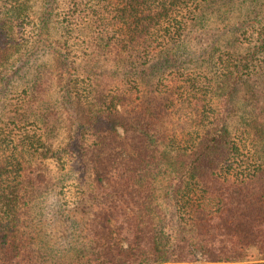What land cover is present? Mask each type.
Wrapping results in <instances>:
<instances>
[{"label":"trees","instance_id":"16d2710c","mask_svg":"<svg viewBox=\"0 0 264 264\" xmlns=\"http://www.w3.org/2000/svg\"><path fill=\"white\" fill-rule=\"evenodd\" d=\"M58 1L0 0V264H264V0H71L92 34L74 74ZM214 3L244 12L196 54ZM39 47L61 74H17Z\"/></svg>","mask_w":264,"mask_h":264},{"label":"rangeland","instance_id":"374dc122","mask_svg":"<svg viewBox=\"0 0 264 264\" xmlns=\"http://www.w3.org/2000/svg\"><path fill=\"white\" fill-rule=\"evenodd\" d=\"M41 0H33L32 7L30 9L31 13H36L39 10ZM59 10L57 13L53 16V19L51 21V29L54 33V36L52 38H56L57 46H59L60 38L63 39L65 37V52H70V58H68L70 62V67L72 68V72L74 74V69H77L82 66L83 61L85 58L89 56L90 50H89V44L92 40V34L89 33L88 30H86L85 26L78 24V21H76L75 15H72L69 12V6L71 3V0H59ZM221 3H214L212 4V9L215 12V15H213L212 18L208 20L207 27L205 30H207L204 33V30L196 31L201 32L200 39L198 37L194 40H190V44H192L195 53L198 54L202 50H210V48L213 46V40L214 38H221L220 45L222 46L224 43L223 41L227 39L230 35V25H237L238 21L241 18V13L244 12V7L241 5H238L237 8L233 11L234 14L228 17L225 21L216 20V14H218V11L220 9ZM79 15V14H77ZM66 22H71L70 26L72 27H66L64 24ZM82 22V21H81ZM224 23L229 24L228 27L224 30ZM60 37V38H59ZM51 38V39H52ZM56 45H54V48ZM105 58V57H104ZM108 58L110 61L113 60L114 54L111 52L108 54ZM85 61V60H84ZM54 57L51 55L49 49L47 47H39L36 49L33 56H30L29 58L25 59L20 64V69L17 72V74H25V78H30L32 74H39L41 70L43 69L44 73L49 74H61L60 72L56 71L55 65H54ZM112 64H109L108 67H111ZM66 67V65H65ZM203 69H210L212 74L217 75L219 73L218 68L212 69V66H203ZM189 72H193L192 69L186 70L184 73L185 76H193L194 74H187ZM65 74H68L66 72ZM72 74V73H71ZM210 74V75H212ZM183 76V75H182ZM16 81H13L14 90H11L13 93H15V97H17L16 92L20 90L16 86ZM50 88L48 90H45L42 92L41 97L43 101V110H46L48 114V120L46 125V134L48 141L50 143L57 144L59 142L66 141V126L67 121L65 120V113L63 112L62 108L60 107V90L58 89L55 84L50 85L48 84ZM243 100L240 102H236L234 109H236V117L243 113H249L250 106L246 107L244 104H242ZM68 120V119H67ZM236 120V119H234ZM121 134H123V129L120 128ZM51 167H54L51 165ZM71 180L66 181V186H70ZM67 186V189H68ZM260 258V257H259ZM262 260V258L257 259V257H248V259H245L244 261H239L235 264H252L257 261ZM197 264H205L204 258L201 256L200 252L197 253Z\"/></svg>","mask_w":264,"mask_h":264}]
</instances>
